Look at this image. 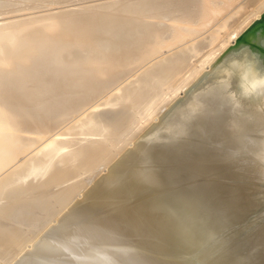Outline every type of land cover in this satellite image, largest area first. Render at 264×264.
I'll list each match as a JSON object with an SVG mask.
<instances>
[{
  "label": "bare ground",
  "instance_id": "bare-ground-1",
  "mask_svg": "<svg viewBox=\"0 0 264 264\" xmlns=\"http://www.w3.org/2000/svg\"><path fill=\"white\" fill-rule=\"evenodd\" d=\"M263 15L0 0V264H264V214L243 225L264 206V89H241L264 70L246 47L218 64Z\"/></svg>",
  "mask_w": 264,
  "mask_h": 264
},
{
  "label": "water",
  "instance_id": "water-1",
  "mask_svg": "<svg viewBox=\"0 0 264 264\" xmlns=\"http://www.w3.org/2000/svg\"><path fill=\"white\" fill-rule=\"evenodd\" d=\"M249 48L253 50L255 53L259 55V65L262 70H264V15L257 20L248 30H246L235 42L233 46H231L220 58L218 64H221L224 60H226L228 57L232 56L233 53L238 52L242 48ZM212 181H220L225 182L222 180H212ZM196 182V181H195ZM199 182V181H197ZM194 184L193 181H190L188 184H185L183 186H190ZM243 184V183H241ZM245 184V183H244ZM264 214V206H259V208L254 212L252 215L246 217L243 221V225H248L251 222L259 221L258 216ZM261 223L264 222V217L260 221ZM239 229L237 227H232L231 229H228L224 232H221L217 235L216 240L209 243L210 246L214 244L217 240L220 238H225L227 234L230 233L231 230ZM247 234L244 233V235Z\"/></svg>",
  "mask_w": 264,
  "mask_h": 264
},
{
  "label": "clouds",
  "instance_id": "clouds-1",
  "mask_svg": "<svg viewBox=\"0 0 264 264\" xmlns=\"http://www.w3.org/2000/svg\"><path fill=\"white\" fill-rule=\"evenodd\" d=\"M241 61L233 60L231 62L232 66L235 67L239 65ZM224 74L226 77H231L232 73L225 69ZM241 89L245 98L254 95L257 91L264 89V76H255L250 78V73L245 70L241 74ZM234 99V94H233Z\"/></svg>",
  "mask_w": 264,
  "mask_h": 264
},
{
  "label": "rangeland",
  "instance_id": "rangeland-1",
  "mask_svg": "<svg viewBox=\"0 0 264 264\" xmlns=\"http://www.w3.org/2000/svg\"><path fill=\"white\" fill-rule=\"evenodd\" d=\"M186 257L189 258V257H192V256H191V255H190V256H187V255H186Z\"/></svg>",
  "mask_w": 264,
  "mask_h": 264
}]
</instances>
